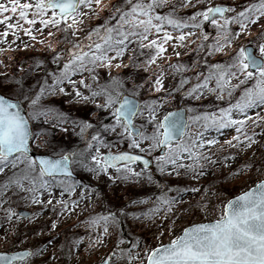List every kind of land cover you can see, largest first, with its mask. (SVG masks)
<instances>
[{"label": "snow or ice", "instance_id": "obj_1", "mask_svg": "<svg viewBox=\"0 0 264 264\" xmlns=\"http://www.w3.org/2000/svg\"><path fill=\"white\" fill-rule=\"evenodd\" d=\"M105 8L109 11L103 22L89 25L81 36L85 20L98 17ZM164 8L168 11H158ZM189 8L195 11L178 14ZM205 22L215 29L211 42L203 28ZM253 31L258 37L255 49L241 45L228 54L229 48ZM45 32L53 38L47 43ZM22 35L28 41L21 40ZM37 40L52 52L55 69L49 72L45 59L35 61L29 71L43 68L44 76L34 85L22 76L0 75V176L4 177L0 180V210L4 213L0 224L36 219L37 213L25 216L12 206L19 199L40 205L41 210L51 206L55 217L48 230L53 233L59 217H70L77 209L86 212L94 207V200L104 210L79 221L87 229L85 236L66 237L56 244V233L41 247L0 251V264H32L34 257L45 252L48 255L40 264H68L73 258L80 264L79 249L85 240V251L107 247L111 229L119 233L125 221L130 226L150 221L157 243L144 239L141 244L140 237L126 243L118 235L99 264H264V179L228 199H221L209 183L195 205L203 211V218L186 220L177 231V222L189 210L180 207L183 196L201 191L180 181L199 180L221 162L227 167L240 153L217 156L226 147L243 151L260 144L257 137L264 139V0H250L243 6H224L213 0H117L111 5L104 0H0V44L8 45L0 48V54L15 51L21 44L29 49ZM57 43L66 47L57 49ZM190 45L205 56L223 54L228 59L209 64L204 58L207 71L186 76L190 66L173 63L172 56L180 57L179 49ZM199 62L194 61V66ZM153 66L151 76H140L141 69L148 72ZM123 68L133 71L113 75V70ZM99 69H106L107 75L102 76ZM169 75L174 80L179 76L171 89L165 88ZM145 87L160 95L140 99ZM180 90L193 103L169 110L171 93ZM206 95L217 100L227 97V106L201 111L195 102ZM56 96L68 98L71 104H94L95 122L54 107L51 98ZM100 113H106L111 122H105ZM52 129L61 133L71 129L82 146L66 147L54 139ZM109 135L131 151L113 152L115 144L107 139ZM221 137L226 138L222 141ZM153 160L156 171L174 179L173 184L161 186L155 179L150 167ZM252 167L245 163L231 169L229 177L243 179ZM76 168L106 176L113 185L156 184L160 195L147 209L134 210L133 205L147 204L149 197L114 203L103 190L81 187L74 178ZM210 190L217 196L216 203L204 199ZM104 201L112 206L105 207ZM10 230L17 231L14 225ZM8 236L9 229H4L2 238L6 241Z\"/></svg>", "mask_w": 264, "mask_h": 264}, {"label": "rangeland", "instance_id": "obj_2", "mask_svg": "<svg viewBox=\"0 0 264 264\" xmlns=\"http://www.w3.org/2000/svg\"><path fill=\"white\" fill-rule=\"evenodd\" d=\"M117 0H104L105 4L111 5L116 3ZM214 3H219L222 5L227 6H236V5H246L250 2V0H213ZM198 7H202V5H198ZM109 9L105 8L104 11H101L98 17H93L91 20H85V28L84 31L81 32V36L85 35L88 31L89 25H95L98 23H102L103 19L107 16ZM161 12H167L168 9H158ZM195 9H183L179 10L178 14H191ZM39 27V25H37ZM235 28L236 26L233 25ZM214 29V28H213ZM215 31V29H214ZM57 37L60 36V33L56 34ZM38 36V40H39ZM215 38V34L209 37V41ZM9 39H12L10 36ZM53 38L47 37L45 32V41L47 43L48 40H52ZM258 37L255 31L252 32L250 36L242 37L240 40L236 42L234 46L229 48L228 54H233L241 45H250L255 48L256 41ZM21 40L28 41V37L21 36ZM34 41L32 43V47L29 49H24L22 44L19 48H15V51H10L7 54H0V75L7 74L12 76L15 74L17 77H23L29 84H35L37 78H42L44 76V70L41 68L40 70H33L29 71V69L34 65L35 61L40 59H45L46 64L45 67L48 68V71H52L57 67V65L51 62V55L50 52L46 48L45 44H40L39 42ZM19 44L20 41H17ZM200 41H197L199 44ZM8 45L0 44V48H7ZM66 47L61 43L56 44V48ZM195 45H190L188 48H181L179 49L182 53L180 57L172 56V62L175 63L177 61L190 66V71L185 72L184 75L189 77H194V74L197 72L207 71V64L203 63V59L206 58L208 63L214 62H224L228 59V56L223 54H216L214 56H205L203 51L197 53L194 51ZM169 53H171V48H169ZM199 60L200 62L194 66V61ZM125 62L127 59L125 58ZM21 68L23 72H21ZM155 66L150 69L148 72H144L142 69L140 70V76L147 78L152 75ZM98 71L101 72L102 76L107 75L106 69H99ZM119 71L122 74H128L133 70L130 68H123L120 70H113V75L117 74ZM87 76V73L85 74ZM78 79L79 77H75ZM179 76L175 78L178 80ZM175 80L169 75L165 80V88L171 89L175 86ZM103 82V81H101ZM143 82V81H138ZM193 82L194 79H193ZM128 87L131 88V80L128 82ZM187 87V86H186ZM160 95L159 93H152L149 92L147 87L141 90L140 99H148L149 97H154ZM238 95V93H237ZM54 103V107L60 108L64 111L70 113L71 116L77 119H91L93 122L96 120V116L93 114L95 105L94 104H85V105H77L71 104L68 98L63 96H56L51 98ZM192 104L193 102L187 101L185 96L183 95V90L174 91L171 93V98L168 103V109L173 110L176 109L178 106H185V104ZM201 111H215L217 107H226L228 103L227 97L224 100H217L214 96L206 95L202 101L195 102ZM102 117L105 118V122H111V118L107 116L106 113H100ZM139 119L137 123H139ZM44 127H50V125H44ZM252 129H250L251 131ZM78 132L79 129H76ZM229 134H234L233 130L228 129L226 130ZM256 132H261V129L256 128ZM54 133V139L58 142H61L68 148H72L80 144L79 137L76 136L71 129L67 133H61L59 129H52ZM226 137H221V140L225 139ZM108 140L112 141L115 144L112 151L115 152L117 150H128L131 149L127 148L126 143H117L116 137L114 135H109L107 137ZM258 140L262 142L260 144H254L251 148L241 151L240 149H229L225 148L224 153L217 152V156L231 153V152H239V156L234 160L230 161L227 167L224 166L223 162L213 166L211 169L208 170V174L199 180H193L191 178H186L181 180L180 183L183 185H194L200 187L201 191L197 194H186L183 196V203L180 207L189 209L187 213L183 214V219L177 222V231H179V225L185 223L186 220L192 219H202L204 216L203 211L195 207L196 203L201 200V194L204 192V187L207 186L209 183L215 185V190L219 194L221 199H228L232 198L234 195H238L241 190H246V185H251V183L258 179H264V139L261 137H257ZM101 151H107V149H101ZM245 163L252 164L253 167L250 171H246L243 179H232L229 177V172L231 169L237 167H243ZM74 173L78 175V183L81 187L84 185H89L92 188H96L97 190H103L107 193L108 197L113 200L114 203H127L129 197L133 199H141L144 197H149L147 204H137L133 205L132 208L134 210H144L147 209L151 205V203L155 200V198L160 195V190L157 188L156 184L148 185V184H141L132 186L129 184H118L113 185L109 182V178L106 176H95L87 172L82 168H76ZM153 175L156 180H158L163 185H170L173 184L175 181L174 179H166L164 174L159 173L153 170ZM227 178V179H226ZM4 177L0 176V180H3ZM115 189V191H114ZM223 189V191H221ZM80 189H77V194H79ZM169 195H175V193H168ZM24 194L21 193V196ZM58 195V193H57ZM116 197H119L120 200L116 201ZM47 199V196L44 197ZM206 200H210L213 203H216L217 196L212 194L210 190L208 195L204 197ZM11 203V202H10ZM55 204V201H53ZM87 203V201H85ZM105 207H111L112 205L108 204V201H104ZM8 205H5L7 207ZM15 207L19 212L27 211L30 213H37L36 219L34 220H27L21 218L19 221L13 220L11 225L9 224H0V251L9 250V251H17L28 248L30 246L41 247L43 246L52 235L59 233L58 238L56 240V244L62 243L65 238L68 239L73 238L74 236H85L87 229L79 223L80 220H83L87 215L93 212H99L102 209L100 201L94 200V207L89 208L86 212H81L77 209L76 213H73L70 217L68 216H61L59 217L60 223L56 230V233L50 232L48 230L49 222L55 217V214L50 210L51 206L47 209L41 210L42 206L40 205H32L23 199H19L16 203L12 205ZM191 206V207H190ZM83 207V205H81ZM179 214V213H178ZM4 213L0 210V217H3ZM211 218V217H209ZM14 225L17 229L16 232H12L11 226ZM9 229V236L8 239L5 241L3 237V230ZM155 231L154 226H151L150 221H144L141 225L139 222L135 225L130 226V221H125L122 225L120 232L118 233L115 228L111 229L112 235L107 239V247H101L98 249H93L90 251H85L87 246V240H85L79 249L82 253V256L79 257L80 264H91V262H95V264H99V260L101 257L112 248L113 244L119 236L125 240L126 243H130L136 237H140L141 244H143L144 239H147L149 243L155 244L157 241L153 240V233ZM169 234H165L164 242H167ZM50 252L51 249H48ZM48 255V252H45L43 256H36L32 259V264H40V261L44 260ZM76 258L68 261V264H75Z\"/></svg>", "mask_w": 264, "mask_h": 264}, {"label": "flooded vegetation", "instance_id": "obj_3", "mask_svg": "<svg viewBox=\"0 0 264 264\" xmlns=\"http://www.w3.org/2000/svg\"><path fill=\"white\" fill-rule=\"evenodd\" d=\"M115 2H117V1H115ZM203 28H204V31L209 34V37H211L215 34L213 26L210 23L205 22V24L203 25ZM209 42H211V41H209ZM152 164H153V169H152V171H153V170H155V161L154 160H153Z\"/></svg>", "mask_w": 264, "mask_h": 264}, {"label": "water", "instance_id": "obj_4", "mask_svg": "<svg viewBox=\"0 0 264 264\" xmlns=\"http://www.w3.org/2000/svg\"><path fill=\"white\" fill-rule=\"evenodd\" d=\"M74 178L77 180L78 179V177H77V175L74 173ZM22 213H24L25 214V216H29L30 215V213L29 212H27V211H21ZM24 219V218H23Z\"/></svg>", "mask_w": 264, "mask_h": 264}, {"label": "trees", "instance_id": "obj_5", "mask_svg": "<svg viewBox=\"0 0 264 264\" xmlns=\"http://www.w3.org/2000/svg\"><path fill=\"white\" fill-rule=\"evenodd\" d=\"M78 146H82L81 144H78L77 146H74V147H78Z\"/></svg>", "mask_w": 264, "mask_h": 264}]
</instances>
